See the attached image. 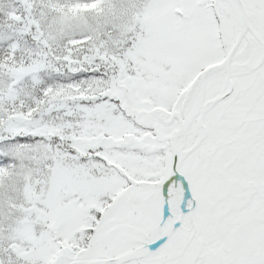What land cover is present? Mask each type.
Masks as SVG:
<instances>
[{
  "label": "snow or ice",
  "instance_id": "6c2138e0",
  "mask_svg": "<svg viewBox=\"0 0 264 264\" xmlns=\"http://www.w3.org/2000/svg\"><path fill=\"white\" fill-rule=\"evenodd\" d=\"M0 264H264V0H0Z\"/></svg>",
  "mask_w": 264,
  "mask_h": 264
}]
</instances>
